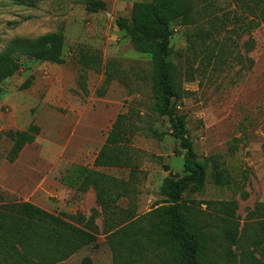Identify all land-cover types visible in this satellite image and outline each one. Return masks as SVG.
Segmentation results:
<instances>
[{"label": "rangeland", "instance_id": "obj_1", "mask_svg": "<svg viewBox=\"0 0 264 264\" xmlns=\"http://www.w3.org/2000/svg\"><path fill=\"white\" fill-rule=\"evenodd\" d=\"M151 2L0 0V53L49 36L63 40L62 63L21 57L22 69L5 82L0 97V134L31 125L40 129L13 163L6 159L12 144L2 138L0 191L10 201L34 204L96 235L94 245L62 264H113L108 238L115 222L98 204L95 183L88 181L80 190L72 172H98L131 190L130 198L116 204L119 223L168 206L164 180L185 175L172 123L152 93L151 57L136 52L122 28L135 4ZM195 5L200 13L209 5L205 18L217 17L220 24L226 23L225 12L236 10L233 0ZM189 30L181 21L171 27L169 62L182 75L172 108L175 117L185 120L196 162L206 163V177L202 187L186 192L184 204L207 211L204 202H234L244 230L250 212L264 204V23L250 33L206 42L215 49L209 61L201 49L193 58ZM108 74L113 79L107 85ZM129 112L135 126L130 153L137 169L96 168L118 115ZM211 160L225 169L228 185L215 183ZM236 251V264H253L254 258L264 264V252L249 247L243 237ZM244 253L252 254L246 262Z\"/></svg>", "mask_w": 264, "mask_h": 264}, {"label": "trees", "instance_id": "obj_2", "mask_svg": "<svg viewBox=\"0 0 264 264\" xmlns=\"http://www.w3.org/2000/svg\"><path fill=\"white\" fill-rule=\"evenodd\" d=\"M196 1L152 0L151 3H137L133 6L130 21L122 24L133 49L151 57L154 99L161 113L172 123L174 137L179 143L180 152L177 154L184 153V177L167 178L163 182L162 193L168 206L138 219L116 222V204L123 198H130L131 190L125 188L123 182L119 186L117 180L98 172H72L80 190H85L88 181L95 183L100 191L98 204L115 222L108 238L113 264H236L239 258L236 250L242 237L249 247L264 252V204L250 212L244 230H241L238 207L234 202H204L207 211L184 204L188 190L204 185L206 163L196 162L185 120L174 116L172 102L180 97L182 75L169 62L171 27L174 23L181 21L187 29H191L187 42L193 58L201 49L205 53L204 61H209L215 49L211 50L206 42L217 43L223 35L250 33L264 23V0H233L236 10L223 14L225 24L218 23L217 17L207 21L204 14L210 6L207 5L200 13L196 11ZM31 3L30 7H35ZM62 48L60 36H49L38 43L10 46L0 53V97L5 94V82L22 69L21 57L60 64L63 62ZM222 59L218 57V61L222 62ZM112 79L108 74L106 84ZM39 134L40 129L35 125L26 131L0 134V148L2 138L11 142L6 159L13 163ZM134 135L133 114L118 115L95 167L136 170L137 165L133 164L130 153ZM211 162L215 183L221 187L228 185L225 169L216 160ZM96 240L93 232L80 228L72 220L28 202L10 201L0 191V264H62L82 249L94 245ZM218 249L222 250L221 254ZM251 256V253H244L243 262ZM253 264H260V261L254 258Z\"/></svg>", "mask_w": 264, "mask_h": 264}]
</instances>
